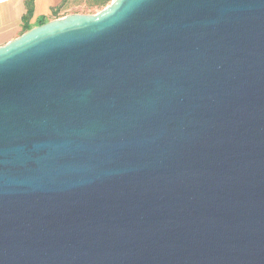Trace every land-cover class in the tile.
Instances as JSON below:
<instances>
[{"label": "water", "instance_id": "obj_1", "mask_svg": "<svg viewBox=\"0 0 264 264\" xmlns=\"http://www.w3.org/2000/svg\"><path fill=\"white\" fill-rule=\"evenodd\" d=\"M0 264H264V0H113L0 46Z\"/></svg>", "mask_w": 264, "mask_h": 264}, {"label": "crops", "instance_id": "obj_2", "mask_svg": "<svg viewBox=\"0 0 264 264\" xmlns=\"http://www.w3.org/2000/svg\"><path fill=\"white\" fill-rule=\"evenodd\" d=\"M26 0H0V46L22 34V19L26 13ZM65 2V6L58 14V18L69 13V0H33V13L29 20L31 28L38 26V20L47 18V22L57 19L51 17V10Z\"/></svg>", "mask_w": 264, "mask_h": 264}, {"label": "trees", "instance_id": "obj_3", "mask_svg": "<svg viewBox=\"0 0 264 264\" xmlns=\"http://www.w3.org/2000/svg\"><path fill=\"white\" fill-rule=\"evenodd\" d=\"M113 0H88V5L87 7L89 9H96V10H102L105 8L107 5H109ZM65 6V2L60 4L58 7L54 8L51 10V17L58 18V14L63 9ZM25 7H26V13L22 19V33L28 31L31 29L29 26V20L32 17L33 13V0H26L25 1ZM47 22V18L42 17L38 20L37 25L40 26L42 24H45Z\"/></svg>", "mask_w": 264, "mask_h": 264}, {"label": "rangeland", "instance_id": "obj_4", "mask_svg": "<svg viewBox=\"0 0 264 264\" xmlns=\"http://www.w3.org/2000/svg\"><path fill=\"white\" fill-rule=\"evenodd\" d=\"M70 8L69 13L74 14H96L100 10L89 9L87 7L88 0H69Z\"/></svg>", "mask_w": 264, "mask_h": 264}]
</instances>
